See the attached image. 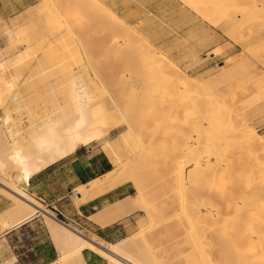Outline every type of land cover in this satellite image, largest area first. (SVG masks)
Listing matches in <instances>:
<instances>
[{"label": "bare ground", "instance_id": "6f19581e", "mask_svg": "<svg viewBox=\"0 0 264 264\" xmlns=\"http://www.w3.org/2000/svg\"><path fill=\"white\" fill-rule=\"evenodd\" d=\"M85 1L87 0H66V5L68 7L71 4L70 6L75 10H80L81 4ZM180 1L189 6V9L177 7L189 11L193 16L204 17L223 30L226 27L241 30L242 35L243 33L246 35L243 37L246 38L245 42L242 41L244 44L240 41L243 48H249L263 41L261 31L263 29L264 32V0ZM53 2L54 5H58V1ZM103 13L110 14V17H114L117 21L115 25L110 22L114 26L109 24L112 33L108 28L107 34H111V37L108 35L109 37L105 36L106 39H102L103 41L109 39L107 45L113 47L118 58L124 59L121 61L123 67L118 74L111 78L112 74L109 77L106 73V78L94 69L90 79L96 80V86L89 90L85 88L73 90L64 100L46 106L43 117H32L27 129L31 139L24 145L21 144L24 136L20 129L9 126L8 119L0 117V193L12 200L10 204L12 207L5 212L6 219L9 218L10 224L15 225L31 218L38 210L41 211V215L43 213L47 219L59 250V257L51 264H85L82 257L84 248L106 257L112 264H149L126 250L137 242L146 246L147 238L144 234L139 232L137 235L128 236L116 243H110L109 248L104 249L70 224L64 225L56 221L39 201L27 193L26 185L32 174L73 154L79 146L100 142L101 150L114 167L105 175L80 184L74 190L75 207L100 190L101 182L106 180L108 175L119 177L127 175L129 169H132L133 173V169L135 171L138 167L147 168V179L149 180V176L151 178L155 176L157 180L155 182L158 183L157 188L150 184L148 190L153 188L156 191L163 185L164 188L170 189V186L176 184L175 190L179 191L177 203L182 209V215L185 212L183 209L185 195L182 196L181 192L185 184L188 182L191 184L195 200L196 196L198 197L195 194L197 191L202 190L210 196L208 202L210 205L205 211L195 208L194 213H190L191 216L187 215L186 211L185 221L181 220L189 225L191 244L197 247L203 263L214 264L211 263L212 258H210L213 256L221 264H264V136L258 135L256 129L249 127L250 120L247 116L239 119L236 129L237 114H234L236 111L233 109L236 103L237 106L241 103L246 107L253 102L240 100L241 98L236 96L237 93L251 96L255 92L257 98L262 99L264 103V74L260 75L259 69L260 67L264 69V63L260 62L261 60L259 62L257 60L256 63L252 58L245 67L243 58V61L238 60V62L235 59L231 63L236 68V74H230V68L224 67L230 62L221 61L223 64L220 65L219 71H216L217 74L211 75L213 77L210 82L198 81L199 83L196 84L200 75L195 76V71L205 62L202 60V47L197 48L191 41L188 43L189 39L195 37L192 35V30L187 32L189 39L186 40L190 45L187 44L188 47L185 45L188 52L180 59L179 57L169 59L162 43L159 44L161 40L159 37L152 41L145 40L139 31L138 34H128L130 26L123 20L119 21L111 10L99 9L93 18L101 20ZM76 14L79 15L78 12ZM227 33L228 31L226 35ZM230 34L232 35L231 32ZM159 36L163 37V35ZM119 39L123 42L122 45L117 44ZM163 40L165 42V39ZM178 42L174 41L172 44L177 43L179 46ZM127 57H130V60L127 61ZM246 73L247 77L252 78L249 86L239 81ZM225 93L230 95L232 102L226 100L229 96L225 97ZM235 97L239 101L238 99L235 101ZM128 100L132 101V106L128 105ZM115 132L117 134L107 140L108 136ZM254 136L260 138L258 147L252 145ZM124 148L127 150L126 153L130 152V155L122 160L121 150L123 152ZM242 152L245 155V158H242L246 161H238L240 159L236 153L243 155ZM234 155H237L236 161L240 166L232 162ZM161 160L162 164H160ZM125 180L120 179L116 185L124 186ZM152 180L154 181L153 178ZM236 182L240 189H249L251 193L246 203L236 206L234 215L229 213L227 216L222 210L230 209L229 203L224 201L223 209L215 203L223 200L227 195L230 196ZM140 187L139 185L136 187L135 194L122 198L113 205L122 211L127 204H134L137 200L142 201L138 207H142L146 217L151 220L152 214L147 203H144L145 199L142 196L144 194H141ZM180 217L183 218L181 215ZM90 218L103 226L115 221L107 217L102 210L97 211ZM205 219L210 222L205 224L206 227L199 229L200 222ZM7 222L5 223L8 224ZM207 233L212 239L214 238L210 247L213 249L210 250L212 252L206 251L205 247L202 248L200 239H206Z\"/></svg>", "mask_w": 264, "mask_h": 264}, {"label": "rangeland", "instance_id": "374dc122", "mask_svg": "<svg viewBox=\"0 0 264 264\" xmlns=\"http://www.w3.org/2000/svg\"><path fill=\"white\" fill-rule=\"evenodd\" d=\"M53 1L52 0H0V7L6 6L8 12L11 9L17 8V10L14 11L13 13L7 14L6 16H3V18L2 17L0 18V83L1 85H4L5 82L10 80L19 81L20 83H22L25 80L30 79L35 83L37 82L40 83L48 82L49 84L53 83V87L55 89L61 90L63 88L68 89L69 87L70 88L73 87L75 80L78 81L77 83H80L82 79V80H86L87 84L83 86H80V84L78 85L80 86V88H85L89 90L90 88L97 85L95 79L93 78L90 79V76L94 69H95L94 71L100 72V74L103 77L107 76L106 73L109 75V77L112 74L111 78L117 75L120 68L123 67L121 65V61L124 59L123 57L122 60L120 59L121 57L118 58L119 56L114 53L113 47L110 48L109 45H107L109 39H107L106 41L104 40L106 43L102 39V38L106 39V37H109L108 35H110L111 37V34H107L109 33L108 30V28L110 27L109 24L114 26L115 24H117V21H115L116 19H114V17L113 18L112 16L110 17V14L108 15V13L106 14L103 13V15L106 16L101 15V20L95 17L93 18L94 14H96L99 9H106L109 11L111 10V13L113 12L112 13L113 15L115 16L117 15L118 17L117 19L119 21L120 20L125 21L130 26L129 31L127 32L130 35L133 33L138 34L140 32L143 38L145 37L144 38L145 40L149 39L152 41H154L157 37H159L161 39L159 41V44L162 43L164 52L169 59H174V57L176 58L179 57L180 59V57H183L184 56L183 54L184 53L186 54L188 52L187 47L188 45H190L188 44L190 41L197 48L199 46H200L199 48L202 47L203 49L202 60L205 62L204 64L205 66L202 65V67L200 66V68L196 69L195 76L200 75V77H198L196 81V84H198L199 82L202 83L210 82V79L213 77L211 75L217 74L216 71L217 70L219 71L220 65L223 64V63L221 64V61L228 60L227 62H230L227 64V66H224L226 67V69L230 68L229 70L230 74L231 73L234 74L236 72V68H234L232 64L234 62L233 60L235 59H237L235 60L236 62H238V60L239 61L244 60V64L246 65V66L244 65L245 67H247L246 63L250 59L252 60V58L256 60V63L257 60L258 62L261 60L260 62L264 63V47H262V45L264 46L263 29L261 31V40L263 41H259V43L261 42L260 44L257 42L256 45L253 44V46L249 45L250 46V47L248 46L249 48H243L242 43L244 44L246 40V38L243 39V37L246 35H244V33L242 35L241 30L240 31H237L239 29L233 30L232 27H228V28L226 27L225 30H223L219 26L214 25L212 22L210 23V21H208L204 17L201 18V16H197V17L193 16V14L192 15L189 14L190 13L189 11H183L180 9V8H184L187 10L189 9V6H186V4L184 5V3L181 2L180 0H96V1L87 0L83 4H81L80 10L76 9L77 11L72 6H70L71 4L68 5L67 7L66 0H63L64 2L62 0H56V2L58 1L57 4L61 1L62 3H64V4L60 3L58 5H54ZM92 2L94 4H92ZM204 4H206V2H204ZM177 6H179L180 8ZM58 10L60 11V13ZM75 11L76 13L78 12L79 15L76 14ZM83 14L85 15V17ZM78 16H80V18ZM83 18L86 19L83 20ZM110 22H113L114 25L113 23ZM109 29H110V33H112V29L111 28ZM188 30H192V35L193 37L195 36L194 39L193 38L191 40L189 39V35L187 34ZM226 31H228L227 35H226ZM230 32L232 33V35L231 34L229 35ZM159 35H163V37H160ZM187 35L188 37H186ZM229 36L233 37L234 39L232 40V38H230ZM163 39H165V42ZM186 39L187 40L189 39L188 43ZM174 41L175 42L179 41L178 42L179 46L177 45V43L172 44V42ZM240 41L241 42L244 41V42L241 43ZM104 44H106L107 46ZM117 44L118 45L123 44L121 39L117 40ZM185 44L186 45L188 44L187 47ZM170 46H172L173 48ZM256 49H258L259 51ZM248 51L249 52L252 51V52L249 53ZM251 54L253 55L251 56ZM232 57L235 58L232 59ZM129 58L127 59V61L130 60ZM244 66L243 68H245ZM109 68L111 69L109 70ZM259 69H260V75L264 74L263 67H260ZM244 76L247 77L248 74L246 73ZM244 76H242L239 81L243 82L242 84H244L245 86H249L252 78L250 77L245 78ZM243 77L244 79L247 80H244ZM106 80L108 81V79ZM109 81L111 82L110 79ZM67 91L68 90H66V92ZM226 95L228 94L225 93L224 96L226 97ZM228 96L229 97L226 100L232 102L233 99L230 97V95ZM236 96L238 98H241L240 100L246 99V100H252L253 102L246 107L245 106L243 107L241 103H240L241 106L239 104L237 106V103L236 105L232 103L234 104L233 107L235 106L233 109L234 111H236L234 112V114L235 113L237 114L235 118L237 119L235 120L237 121L235 122V124L237 125L235 126V128L237 129L239 125L240 122L239 119L242 116L245 117L247 116L249 118L248 120H250L248 121L250 125L249 127L256 129L258 135L264 136V107H263L264 103H262L263 100L262 99H261L262 101L259 100V98H257V96L255 95V92L252 93L251 96L249 95L250 97L248 96V94L243 95L242 93H237ZM246 96L247 98H243ZM237 97H235V101L236 99H238ZM127 103L128 105L132 106L131 100H128ZM16 114L17 113L14 110H11V115L13 117H15ZM12 119L16 120L15 118ZM26 124H27L26 120H23V125ZM116 134L117 132L109 135L107 140L113 138ZM258 139L260 138L254 136L252 140V145L254 146L257 145L256 147H258L260 141V140L258 141ZM88 146L94 147L95 149H100V142H94L87 146H82V149L85 150ZM125 151H127L125 148L123 149L124 153L121 150L123 157L122 160L127 159L130 155V152L126 153ZM236 154L238 155L239 157L238 159L240 160L237 159L236 157L237 155H234V157H232L233 163L236 162L237 164L236 159L238 161L245 160L243 159L245 158L243 152L242 154L244 156L241 155V153H236ZM162 163L163 162L161 160L160 164ZM143 169L146 171H143ZM147 170H148L147 168L138 167L135 171L133 169V173H132V169L127 170L126 172L127 175L124 174V176L114 177L113 174H110L108 175V178L106 180L102 181L104 182L103 184L101 182L100 190L94 192V194L91 195L90 198L80 203L86 202L94 198L95 196H98L110 189L118 187L117 183L122 178L126 179L125 180L126 184L129 183L130 186L129 188L130 195H128V197L135 194L137 189L136 187L139 185V187L141 186L140 188L142 189L141 194H144L142 195L143 198L145 199V200L143 199L144 203L145 202L147 203V207L149 208V211H151L152 214L151 220L146 217L143 208L138 207L139 203L142 202L138 200L135 201L134 204H127L123 209L124 211L123 210L120 211L117 208V206L113 204H110L104 207L103 209H101L102 212H104V214L107 217H111L115 221L119 219V223L117 224V227L121 232L119 234L120 238L121 237L126 238L131 235H137L139 234V232L144 234V236L147 238L146 246H143L140 242H137L127 247L126 248L127 252H130L131 254L138 256L141 260H145L149 264L207 263V262L203 263V260L199 256L197 247L193 246L192 245L193 243L191 244V237L189 233L190 229H188L189 225L187 224V222H184L185 221L184 213L188 212L187 215L191 216L190 213L192 212L193 214L195 208L198 209L199 211L201 210L205 211L206 207L210 205L208 204V202H210V196L208 195V193L203 192L202 190H201L202 192L196 190L197 192L195 191L196 193L195 192L194 193L198 195V197L196 196V200H195L194 199L195 196L192 194L193 188L191 187V184L189 182L188 183L186 182L187 184H185L183 190V192L185 193L181 192L182 196L185 195V197H183L184 198L183 209L185 210V212L182 215V209L180 208V205L177 203V201H179L178 200L179 191L175 190L176 184L174 186V184L172 183L173 185L170 186L171 187L170 189L166 187L164 188L163 185L161 189H156V191L153 188H151V190H148L150 189V184H152L151 185L152 187L156 186L157 188L158 183H156L157 182V180H155L156 177L155 176L152 177L154 179L153 181L151 176H149V173H148L149 180L147 179ZM149 181L154 182L156 184L150 183ZM234 184L235 187L232 189L230 196L227 195L225 196L227 197L226 199L224 197L223 200H219L218 202L215 203V205H217L221 209L224 208V201H227L229 203V206L231 208L226 209L229 210L227 211L228 213L226 212V210H222L224 211L225 214H227V216H229V213L230 215L231 214L234 215L236 206L246 203L251 193L249 189H244V188L240 189L238 182ZM146 185H148L149 188ZM149 191L151 192L149 193ZM236 203L238 204L235 205ZM180 215L183 216V218L180 217ZM182 219L184 221L181 222ZM205 221H201L203 222L202 224L200 222L201 226L198 225L199 229L201 227H204L205 224H208L210 222L207 221L206 219ZM185 223L187 225L183 226ZM73 228L79 230L74 226ZM122 228H124L123 229L124 231H122ZM80 233L83 234L81 231ZM205 238L206 239L204 238L200 239L202 241V248L205 247L204 249H206V251L213 250L210 247L211 244L213 243L212 241L214 238L212 239V237L208 233L205 234ZM97 242H100L104 245H106V243H113V242H103L101 240ZM107 246L109 248V245ZM210 258H212L211 263L221 264L219 263L220 261H218L216 257L213 258V256H210Z\"/></svg>", "mask_w": 264, "mask_h": 264}, {"label": "crops", "instance_id": "0c3cea01", "mask_svg": "<svg viewBox=\"0 0 264 264\" xmlns=\"http://www.w3.org/2000/svg\"><path fill=\"white\" fill-rule=\"evenodd\" d=\"M16 10L17 8L8 12L6 6H2L0 7V18ZM77 82L75 80L73 87L61 90L55 89L53 83H35L30 79L22 83L12 80L5 82L4 85L0 83V117H6L9 126L20 129L24 136L21 144L24 145L31 139L27 129L32 117H43L46 106L49 107L64 100L73 90L87 84L86 80L82 79L80 83ZM11 110L17 113L15 117L11 115ZM23 120H26V125H23ZM100 149L88 146L84 150L82 146H79L73 154L32 174L26 190L32 198L46 208L47 213L56 221L76 227L85 237L102 248L108 249L107 245L110 243L104 245L97 241L116 243L122 239L123 237H119L121 232L117 227L119 219L103 226L94 222L90 217L104 207L130 195L129 183L110 189L76 207L74 199V190L80 184L101 177L114 167L108 156ZM6 196L0 193V264H51L55 262L59 257V250L45 215L43 213L41 215V211L38 210L39 212L37 211L31 218L24 219L15 225L10 224L5 212L12 207L10 205L12 200ZM6 221L8 224L5 223ZM82 257L85 264H112L106 257L88 248L82 250Z\"/></svg>", "mask_w": 264, "mask_h": 264}, {"label": "built area", "instance_id": "2783aa9c", "mask_svg": "<svg viewBox=\"0 0 264 264\" xmlns=\"http://www.w3.org/2000/svg\"><path fill=\"white\" fill-rule=\"evenodd\" d=\"M56 212H57V210H56ZM58 213H59V211H58Z\"/></svg>", "mask_w": 264, "mask_h": 264}]
</instances>
